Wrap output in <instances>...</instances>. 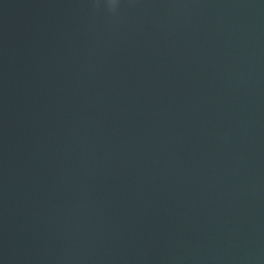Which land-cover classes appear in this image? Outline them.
<instances>
[{
  "label": "water",
  "instance_id": "95a60500",
  "mask_svg": "<svg viewBox=\"0 0 264 264\" xmlns=\"http://www.w3.org/2000/svg\"><path fill=\"white\" fill-rule=\"evenodd\" d=\"M0 264H264V0H0Z\"/></svg>",
  "mask_w": 264,
  "mask_h": 264
},
{
  "label": "clouds",
  "instance_id": "9594fccd",
  "mask_svg": "<svg viewBox=\"0 0 264 264\" xmlns=\"http://www.w3.org/2000/svg\"><path fill=\"white\" fill-rule=\"evenodd\" d=\"M106 6L110 11H115L119 6V0H106Z\"/></svg>",
  "mask_w": 264,
  "mask_h": 264
}]
</instances>
